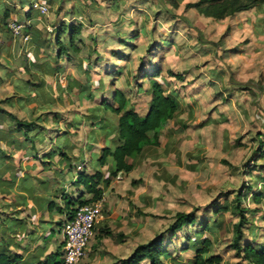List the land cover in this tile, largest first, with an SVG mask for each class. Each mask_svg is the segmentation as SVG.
I'll return each instance as SVG.
<instances>
[{
  "label": "rangeland",
  "instance_id": "rangeland-1",
  "mask_svg": "<svg viewBox=\"0 0 264 264\" xmlns=\"http://www.w3.org/2000/svg\"><path fill=\"white\" fill-rule=\"evenodd\" d=\"M7 1L9 8L20 11L17 0ZM74 1L47 0L54 21L64 17ZM194 1L83 0L82 53L92 48L99 51L101 74L110 73L108 82H117V90L127 96L131 107L144 110L149 77H161L166 93L179 103L177 116L186 128L176 135L165 128L161 146L147 154L153 163L140 178L131 179L133 188L120 184V193L111 189L106 194L116 214L109 219L108 229L116 235L121 227L126 237L101 242L97 232L89 247L94 260L79 264H100L95 261L102 258L105 248L122 251L148 241L180 211H193L196 221L166 235L164 246L172 257L167 264H187L203 237L211 242L205 256L221 255L220 264H250L236 255L232 245L236 216L215 209L229 203L235 192H244L247 185L253 187L245 200L247 223L238 242L264 245V196L256 204L252 195L264 194V4L217 20L187 7ZM3 4L1 100L12 91L8 73L23 74L24 55L22 42L16 41L14 49L10 46L13 36L2 17ZM42 17L48 20V14ZM66 41L64 33L59 44ZM105 110V117L115 123V113L108 107ZM107 208L103 216L109 214ZM115 223L118 227H113Z\"/></svg>",
  "mask_w": 264,
  "mask_h": 264
},
{
  "label": "crops",
  "instance_id": "crops-1",
  "mask_svg": "<svg viewBox=\"0 0 264 264\" xmlns=\"http://www.w3.org/2000/svg\"><path fill=\"white\" fill-rule=\"evenodd\" d=\"M17 1L20 11H13L7 6V0H0L4 9L9 8L7 23L13 20L25 23L26 33L30 36L27 42L14 37L10 42L13 49L16 41L23 43V67L20 69L23 74L8 73L12 91L0 99V253L18 256L16 264H43L46 259L53 264L62 259L64 242L61 227L67 219L63 207L66 198L90 197L78 183L79 171L93 174L100 170L106 174L111 168V163L99 167L96 159L101 148L114 147L118 143L117 115L115 123H110L105 117V104L117 106L113 99L117 82H108L107 74L110 73L101 74L100 62L103 58L98 50L93 51L92 48V52L82 53L80 42L85 27L82 21L83 0L71 2L70 10L66 9L71 14L66 13L58 22L54 21L49 11L48 20L37 10L27 12L30 3L37 0ZM38 1L48 3L47 0ZM64 20L66 22H62ZM78 25H81L75 38L78 51L69 49L62 55L58 54L57 35L62 31L59 37L62 41V35L67 33V45L68 31ZM47 27L51 31H46ZM17 57L19 60L20 56ZM25 65L28 72L24 69ZM156 75L159 76V73ZM28 80H31V86ZM157 80L165 89V81L161 77ZM105 97L111 98L105 100ZM125 98L128 99L126 95ZM148 102L149 96L144 110L129 104L126 108L144 115ZM178 113L177 110L165 127H169L173 135L182 133L186 128L181 124ZM17 120L32 124L26 129L20 128ZM165 128L158 133L159 146ZM159 146H147L135 158H128L133 165L132 171L127 174L120 172L104 189V206H108L106 211L109 214H105L97 224L96 233L101 227L109 228V219L116 217L106 194L111 189L115 194L120 193V184L126 183L133 188L131 179L140 178L146 166L153 163L154 160L147 154ZM81 163L84 166L78 170ZM57 208L63 211L59 212ZM113 227H118L117 223ZM109 230L111 234L101 238V242L118 238L112 229ZM117 231L122 234L120 238L123 240L125 232H121V227ZM89 247L87 259L83 258L81 263L91 258ZM134 247L122 251L105 248V255L95 263L119 264L118 260L127 257Z\"/></svg>",
  "mask_w": 264,
  "mask_h": 264
},
{
  "label": "trees",
  "instance_id": "trees-1",
  "mask_svg": "<svg viewBox=\"0 0 264 264\" xmlns=\"http://www.w3.org/2000/svg\"><path fill=\"white\" fill-rule=\"evenodd\" d=\"M38 1V0H37ZM32 2L30 3V5ZM264 4V0H196L188 3L187 7L194 8L198 13L213 17L217 20L224 19L236 13L250 10L251 8ZM31 8L28 9L29 12ZM9 8L3 10V19L9 17ZM7 24V23H6ZM81 29V25L73 26L68 31V44H59L60 32L57 35L58 54L62 55L67 50L72 49L78 51L75 45V38ZM61 30V29H60ZM24 69L28 72V67L25 65ZM27 83L31 86V80ZM149 102L147 112L140 115L133 109H126L127 99L123 92L116 90L114 93V101L117 103L116 107L105 104V108H110L117 115V140L118 143L114 147L105 146L101 148L96 162L99 167H104L111 163V168L104 174L100 170H96L93 174H86L83 171L78 173V183L82 185L84 190L90 194V197L83 199L82 195L76 199L65 200V215L67 219H72L75 215L77 207L83 204L95 202L103 197L104 189L110 184L113 179H116L120 172L129 173L133 169V165L128 162V158H135L147 146H159V132L165 128L169 121L172 120L176 111L179 108L177 99L165 92L163 84L155 79H149ZM4 111V110H2ZM18 127L28 128L31 122L16 121ZM264 146V143H263ZM262 147V144H259ZM262 168V167H261ZM252 192V186L247 185L244 192L237 191L229 203L222 206H216V210L231 211L237 218L235 237L232 242L236 255H239L243 260L250 264H264V245L256 246L253 242L245 241L239 244L238 240L243 236V227L247 223L245 200L249 193ZM253 202L259 203L264 194L253 192ZM51 207V204H50ZM59 212L63 210L56 209ZM196 221L193 211L176 212L172 221L167 228L156 234L154 237L146 242L137 244L131 253L122 259H119V264H142L147 261V264H167L168 259H172L170 252L164 246V239L166 235H174L184 225H192ZM208 227L205 226L204 230ZM111 231L107 227H101L98 230V240L110 235ZM122 234H117L121 237ZM201 245L197 249L195 257L187 264H220L222 257L219 254H207L211 245L210 239L203 237L199 240ZM198 244H193L197 246ZM18 256L0 253V264H16ZM43 264H49V259H46ZM53 264H63V260L54 261ZM116 264V263H113ZM171 264H177L171 262Z\"/></svg>",
  "mask_w": 264,
  "mask_h": 264
},
{
  "label": "built area",
  "instance_id": "built-area-1",
  "mask_svg": "<svg viewBox=\"0 0 264 264\" xmlns=\"http://www.w3.org/2000/svg\"><path fill=\"white\" fill-rule=\"evenodd\" d=\"M29 8L37 10L40 15L48 14V6L40 1L32 2ZM7 28L15 38H20L22 42L30 39L28 33L24 32L26 24L21 21H9ZM48 30H51L47 27ZM84 164L78 165V170ZM104 198L95 202L83 204L77 207L72 219H66L61 227L63 236V264H79L86 257L87 249L96 235L97 224L103 219Z\"/></svg>",
  "mask_w": 264,
  "mask_h": 264
}]
</instances>
